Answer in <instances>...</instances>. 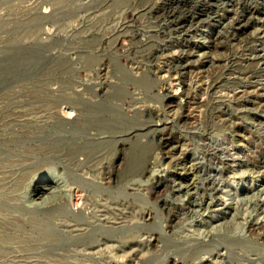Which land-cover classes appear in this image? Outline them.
<instances>
[{
	"label": "rangeland",
	"instance_id": "rangeland-1",
	"mask_svg": "<svg viewBox=\"0 0 264 264\" xmlns=\"http://www.w3.org/2000/svg\"><path fill=\"white\" fill-rule=\"evenodd\" d=\"M0 264H264V0H0Z\"/></svg>",
	"mask_w": 264,
	"mask_h": 264
}]
</instances>
